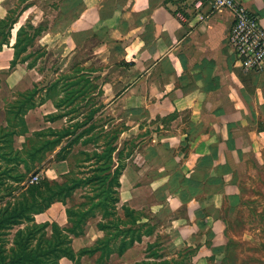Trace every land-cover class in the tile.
I'll use <instances>...</instances> for the list:
<instances>
[{"label": "crops", "instance_id": "1", "mask_svg": "<svg viewBox=\"0 0 264 264\" xmlns=\"http://www.w3.org/2000/svg\"><path fill=\"white\" fill-rule=\"evenodd\" d=\"M238 1L264 26V0ZM196 3L97 0L95 9L97 14L112 15L103 22L112 20V31L119 37L122 31L127 32L123 46L131 48L134 66L140 69V64L146 63L145 78L150 80L147 94L157 96L154 105L158 115L164 118L174 113L167 122L161 119L148 124L150 133L144 140L137 123H127V129L119 133L113 152L116 164L121 145L137 144L120 174L118 190H127L131 197L147 187L157 216H168L170 227L175 229L170 234L180 239V246L200 244L193 264H213L226 253L223 220L241 204L237 182L230 176L226 145L238 150L245 143L254 149L264 147V69L246 72L235 66L227 40L230 10H211L209 2L200 7ZM4 48L8 47H2L0 53ZM174 90L179 91L175 94ZM48 100L56 108V103ZM64 117L46 119L48 126L43 129L68 125ZM25 120L29 126L26 116ZM18 136L21 141L26 137ZM59 147L50 152L49 159ZM70 157L69 153L63 160L49 161L47 169L53 171L49 179L68 173ZM59 203L55 201L46 210ZM125 205L138 210L134 204ZM179 207H185L186 212L175 214ZM214 246L223 248L216 250Z\"/></svg>", "mask_w": 264, "mask_h": 264}, {"label": "rangeland", "instance_id": "2", "mask_svg": "<svg viewBox=\"0 0 264 264\" xmlns=\"http://www.w3.org/2000/svg\"><path fill=\"white\" fill-rule=\"evenodd\" d=\"M96 3L97 0H0V19L3 21L0 41H4L2 47H8L0 53V124H7V112L20 94L34 91L35 106L45 103L25 113L24 119L26 116L29 128L24 141H21V136L14 137L15 146L26 142L27 137L35 138L33 133L48 126L46 116L53 114L66 113L64 120L68 125H79L74 132L90 129L89 135L98 133L99 143L104 139L112 140L119 130L120 133L125 131L127 123L139 124L144 140L150 133L148 124L161 119L167 122L173 118L174 113L164 118L158 115L154 105L157 96L147 94L150 80L145 78L146 63H141L140 69L134 66L129 56L131 48L123 46L127 32L122 31L121 37L113 32L112 20L103 22L104 17L111 19L112 15L97 14ZM17 37L20 39L19 52L13 66L10 63ZM32 88L35 90H30ZM178 91L173 92L177 94ZM48 99L56 103V108L49 104ZM136 144L121 145L116 159L118 164L130 162L129 153ZM92 149V144L75 143L70 152L71 168L85 170L86 176L92 173L91 170L102 174L100 167L108 164L109 160L104 156L95 157L91 154ZM226 149L230 176L237 182L241 204L229 219L223 220L222 237L227 255L213 264H264V147L254 149L250 143H245L239 150L228 144ZM82 151L90 154V160H81L84 158ZM49 158L50 152L46 154L44 167L37 172L41 177L52 178V169H47ZM81 161L85 167H79ZM116 166L115 162L111 169ZM61 179V175L56 178ZM95 184L100 186L96 180ZM99 190L95 189V193L98 194ZM118 193L116 215L123 217V205L134 204L138 208L135 209L139 216L138 224H143L142 230L150 224L153 233L143 234L140 241H135L120 255L113 252L103 257L97 250L81 256L77 264H135L152 252L157 255L150 259L168 260L169 264H193L192 257L200 244L196 247L180 246V239L170 234L175 229L170 227L168 216H157L147 187L131 197L127 190H118ZM83 194L84 191L78 189L66 204L60 202L36 214V222L67 226L66 205L82 202ZM100 195H95L94 201ZM110 197L111 194L109 200ZM185 210V207H179L175 214ZM98 221L99 214L91 217L82 234L72 238L71 245L75 251L91 248L105 236V231L97 227ZM110 227L113 231L114 222ZM16 228L13 227L7 235V247L11 245L9 241ZM50 232L48 226L47 234ZM118 238L108 239L107 242L116 244ZM214 248L217 250L223 246ZM59 264L75 263L62 257Z\"/></svg>", "mask_w": 264, "mask_h": 264}, {"label": "trees", "instance_id": "3", "mask_svg": "<svg viewBox=\"0 0 264 264\" xmlns=\"http://www.w3.org/2000/svg\"><path fill=\"white\" fill-rule=\"evenodd\" d=\"M2 24L3 21L0 19V26ZM19 42L20 39L17 37L10 63L13 66L17 62ZM3 43V40L0 41V50ZM33 93L34 91H28L20 94V98L7 112V124L5 126L0 124V264H59V259L62 257L77 264L81 256L93 254L97 250L103 257H108L113 252L120 255L135 241H140L143 234H152L150 224L142 230L143 224H138L139 216L136 210L128 205L122 207L123 217L116 215L119 177L124 165L117 162L114 169L111 167L115 165L113 152L116 150L115 141L120 130L112 140L104 139L99 143L98 133L89 135L90 129L74 132L79 126L77 124L61 128L47 127L34 132L35 138L27 137L21 148L14 145V136L28 131L24 115L36 105ZM65 114L48 115L47 119L54 121L66 116ZM78 142L82 145L92 144V155L97 158L104 156L109 160L108 164L100 167L102 174L91 170L92 173L86 176L85 170L76 171L71 168L68 173L61 176V180L40 176L37 182L29 183L30 177L44 167L47 153L60 145L54 158L49 160H63L71 152V147ZM81 153L84 154L81 160H90L88 158L90 154L83 151ZM119 153L120 150L116 152V159ZM79 167H85L82 161ZM95 180L100 186L93 185ZM78 189L84 191L82 196L84 199L80 203L66 205L67 226L60 227L55 222H36V214L48 209L55 201L66 204L67 199L71 198ZM95 189H100L98 194L95 193ZM99 194L101 195L94 201L95 195ZM87 204L88 208H84ZM97 214L100 215L97 227L105 231V236L97 240V244L93 247H84L75 251L71 245L72 238L81 235L86 222ZM112 222H114L113 231L110 230ZM15 226L17 228L9 241L11 245L7 247V235ZM48 226L51 229L49 235ZM111 238L114 240L118 238L117 243L107 242ZM149 255L135 264H169L168 260H158L154 257L150 259L149 257L157 255L153 252Z\"/></svg>", "mask_w": 264, "mask_h": 264}, {"label": "built area", "instance_id": "4", "mask_svg": "<svg viewBox=\"0 0 264 264\" xmlns=\"http://www.w3.org/2000/svg\"><path fill=\"white\" fill-rule=\"evenodd\" d=\"M209 2L211 10L226 8L232 13V23L227 40L231 47L235 66L246 72H260L264 69V26L257 15L238 0H197L196 6ZM38 173L29 183L37 182Z\"/></svg>", "mask_w": 264, "mask_h": 264}]
</instances>
